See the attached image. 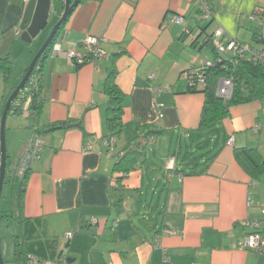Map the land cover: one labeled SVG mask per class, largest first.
I'll return each mask as SVG.
<instances>
[{"label": "crops", "instance_id": "obj_1", "mask_svg": "<svg viewBox=\"0 0 264 264\" xmlns=\"http://www.w3.org/2000/svg\"><path fill=\"white\" fill-rule=\"evenodd\" d=\"M27 2L0 0V58L12 62L7 86L0 70L1 112L45 39L32 49L23 45L20 32L15 34ZM208 2L210 19L196 17L199 0H81L74 5L59 34L60 52L42 55L36 65L38 110L14 103L6 117L9 173L34 131L43 142L22 187L20 217L9 218L17 233L27 234L29 249L42 256L28 264H264V252L237 246L252 230L242 222L261 217L264 175L252 178L234 155L235 148H252L264 160V97L231 105L228 117L198 131L204 94L190 87L188 78L190 68L214 62L207 39L217 27L224 31L223 45L233 39L264 48V21L254 14L264 10V0ZM176 15L183 22L171 21ZM86 35L99 38L107 56L76 65L64 52L73 44L81 52ZM112 71L124 97L122 130L110 155L103 84ZM54 123L63 126L49 129ZM142 125L163 131L152 140L155 146L177 138L178 148L166 159H173V169L164 163V183L152 164L138 167L141 144L134 170L116 179L122 173L117 162L138 146ZM182 141L185 153L179 161ZM19 181L7 182L6 211L16 208ZM259 230L264 236V222Z\"/></svg>", "mask_w": 264, "mask_h": 264}, {"label": "trees", "instance_id": "obj_2", "mask_svg": "<svg viewBox=\"0 0 264 264\" xmlns=\"http://www.w3.org/2000/svg\"><path fill=\"white\" fill-rule=\"evenodd\" d=\"M81 0H77L79 3ZM76 3V4H77ZM209 3V2H208ZM75 4V5H76ZM210 5V4H209ZM74 7V6H73ZM72 7V9H73ZM211 7V6H210ZM71 9V10H72ZM70 10V11H71ZM199 12V9H198ZM66 20V19H65ZM65 20L61 23L56 35L53 37L52 41L49 43L42 55L50 52L51 47L55 39L59 36L62 26ZM57 22V21H56ZM209 38V37H208ZM209 40V39H207ZM210 42V41H209ZM37 51V50H36ZM215 51V50H214ZM36 53V52H35ZM216 54V52H215ZM216 58V57H215ZM215 61V60H214ZM225 65V67H224ZM0 70L3 74L4 86H7L9 78L12 75V62L8 57L0 58ZM26 70V69H25ZM204 80L205 85L199 90L204 94V104L202 106L200 114V122L198 131L210 130L213 126L221 121L222 119L228 117L229 107L231 105L240 104L252 101L254 99L264 97V66L251 62L245 58H240L236 62L235 66L230 64L229 58L225 59L222 63L214 62L213 65L206 67L204 70ZM220 76H232L233 85L232 92L229 98H222L216 94V83ZM114 72L112 71L106 78L103 84V92L108 96L107 102V125L111 132V135L117 137V135L122 130V100L123 94L117 88L113 80ZM41 81L36 79L35 82H28L26 84V95L22 103L27 104V108L38 110L39 106L37 104V98L40 95ZM195 90H198L195 88ZM12 109V107H11ZM10 109V110H11ZM19 111V108L15 109ZM14 110V111H15ZM1 113V111H0ZM63 126V123H54L49 129H56ZM141 135L139 136L138 146L135 148H130L124 152L118 162L117 167L120 168L121 176L117 177V180H122L125 178L129 172L133 171L135 168V163L142 157L143 151L142 146L160 135L163 131L156 129L152 125H142L140 126ZM38 132V131H37ZM197 134V133H195ZM224 141V138H223ZM197 146L199 149L203 148V145ZM218 149L214 151L212 156L207 157L208 162L213 158ZM234 155L236 160L242 165V167L250 174V176L256 180L260 179L264 175V160L260 158L255 149L252 148H235ZM118 168V169H119ZM28 172L19 179V185H17V195H16V208L6 213H1L0 218H11L17 219L20 217L22 212V187L25 184ZM18 179L15 173H9V158L6 159V169L3 184L7 182H13ZM24 221V219H23ZM19 220V224H20ZM27 234L20 229L17 235L14 236V257L18 264H28V256L33 255L39 259L42 256L38 255L34 251L29 249L30 242L25 241ZM34 252V253H33Z\"/></svg>", "mask_w": 264, "mask_h": 264}, {"label": "built area", "instance_id": "obj_3", "mask_svg": "<svg viewBox=\"0 0 264 264\" xmlns=\"http://www.w3.org/2000/svg\"><path fill=\"white\" fill-rule=\"evenodd\" d=\"M27 2L28 0H24ZM199 12L196 14L198 19H210L212 17V9L208 3V0H199ZM259 12L261 18L264 21V10L256 11L254 14ZM255 16V15H254ZM184 18L182 15H176L171 17V21L175 23L183 22ZM224 31L222 27H217L212 34L209 36V41L216 52V58L214 62L222 63L225 58L222 57V53H230L229 58L230 64L235 66L236 62L240 58H245L256 64L264 66V48L257 49L251 46H244L237 41L231 39L225 45L220 42V38ZM15 34H18L17 28H15ZM62 36L59 35L52 44L50 53L57 54L60 52V43ZM82 48L81 52L75 50L76 45L73 44L72 47L67 49L64 53L69 61L74 62L76 65H81L86 62L95 61L98 58L106 57V51L101 48L99 38L93 35H86L82 41L79 43ZM214 62H205L200 68H190L188 70V78L190 87L201 88L205 85L204 80V69L213 65ZM225 67V65H224ZM152 76V75H150ZM233 78L232 76H220L216 83V94L222 98H229L232 92ZM157 107H162V103H156ZM161 117V113L159 112ZM258 129V126L255 127ZM231 144L230 140L227 142ZM105 144L107 146L108 154H113L116 150V140L113 135L108 136L105 139ZM90 148V147H88ZM43 149V142L41 140L40 134L34 131L30 137L28 144L26 145L22 155L18 159L17 166L15 168V176L19 179L28 172L29 165L32 161L38 159L40 153ZM173 159H169L166 163L167 168L173 169ZM264 222V205L261 208V217L255 218L252 221H243L242 224L249 226L252 230L247 233L240 241L237 242V246L240 249L251 250L255 253L264 252V236L260 232V226ZM68 237L71 234L67 235ZM38 257L29 255L28 262L37 263Z\"/></svg>", "mask_w": 264, "mask_h": 264}, {"label": "water", "instance_id": "obj_4", "mask_svg": "<svg viewBox=\"0 0 264 264\" xmlns=\"http://www.w3.org/2000/svg\"><path fill=\"white\" fill-rule=\"evenodd\" d=\"M64 9L57 20V22L53 25L50 30L48 36L40 45L34 56L32 57L30 63L28 64L23 76L21 77L18 84L13 88L9 96L7 97L2 112L0 116V197L3 187V180L5 177V169H6V145H5V120L8 112L10 111L12 105L14 103L21 104L26 95V84L30 82V77L36 67L38 61L42 57L45 49L52 41L53 37L56 35L61 23L66 19L72 7L77 3V0H63ZM51 9V0H28L22 20L20 22L19 27L17 26V31L19 35V39L24 43H30L33 41L40 31L45 27ZM23 92L22 95L20 93ZM1 245V241H0ZM62 252L59 253L58 258L61 256ZM66 262L71 263L74 261L73 258L66 257ZM0 264H4V260L1 254L0 247Z\"/></svg>", "mask_w": 264, "mask_h": 264}, {"label": "rangeland", "instance_id": "obj_5", "mask_svg": "<svg viewBox=\"0 0 264 264\" xmlns=\"http://www.w3.org/2000/svg\"><path fill=\"white\" fill-rule=\"evenodd\" d=\"M62 11H63V0H51L50 14H49L48 21L45 27L40 31L38 36L33 41H31L30 44H28L30 45V47H32V49L37 47V45L39 44L42 38L45 37L46 39L53 25L56 23L55 22L56 18L62 13ZM22 43L23 45H25L24 42ZM228 54L230 55V53H222V56L226 57ZM36 69L37 67L35 68V71H33L30 77V80H29L30 82L34 81ZM22 94L23 92L20 93V95ZM6 132H7V118L5 120V133ZM164 139H167V140H164V141L162 140L159 146H155L153 142L145 144L144 154L141 159L142 162L138 166L140 168L142 164H146L149 166L150 164H152V166L156 169L155 170L156 177L158 178L159 176H161L160 181L162 183L166 181V178H165L166 169L164 167V163H166V159L170 155H172L175 152V150L178 148L176 137H174L173 139H169V138H164ZM229 140L230 142H232L231 139ZM229 140H227V142ZM181 144H182L181 145L182 147H180V149L178 150L179 151V161L181 160L182 156L185 153V147H184L185 144L183 141ZM203 152L205 153V151ZM193 154H194L193 157H195V155L197 156L195 151ZM191 159H193L191 156H187V158H185V161L191 162ZM9 204H10V187L6 183L4 184V187L2 188L1 197H0L1 213H4V212L6 213L7 208L10 207ZM15 235H17V224L13 220L6 219L5 217L0 218V241H1L0 247H1V254L4 260V264H18L15 261V257H14V236Z\"/></svg>", "mask_w": 264, "mask_h": 264}, {"label": "bare ground", "instance_id": "obj_6", "mask_svg": "<svg viewBox=\"0 0 264 264\" xmlns=\"http://www.w3.org/2000/svg\"><path fill=\"white\" fill-rule=\"evenodd\" d=\"M74 63V62H73Z\"/></svg>", "mask_w": 264, "mask_h": 264}]
</instances>
